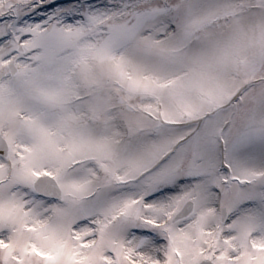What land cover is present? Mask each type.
<instances>
[{
    "label": "snow or ice",
    "instance_id": "6c2138e0",
    "mask_svg": "<svg viewBox=\"0 0 264 264\" xmlns=\"http://www.w3.org/2000/svg\"><path fill=\"white\" fill-rule=\"evenodd\" d=\"M0 264H264V0H0Z\"/></svg>",
    "mask_w": 264,
    "mask_h": 264
}]
</instances>
